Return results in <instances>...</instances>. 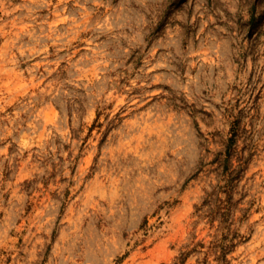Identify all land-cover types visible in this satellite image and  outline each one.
I'll use <instances>...</instances> for the list:
<instances>
[{"label":"rangeland","instance_id":"1","mask_svg":"<svg viewBox=\"0 0 264 264\" xmlns=\"http://www.w3.org/2000/svg\"><path fill=\"white\" fill-rule=\"evenodd\" d=\"M0 264H264V0H0Z\"/></svg>","mask_w":264,"mask_h":264}]
</instances>
